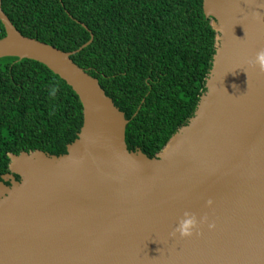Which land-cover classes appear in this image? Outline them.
<instances>
[{
    "label": "water",
    "instance_id": "95a60500",
    "mask_svg": "<svg viewBox=\"0 0 264 264\" xmlns=\"http://www.w3.org/2000/svg\"><path fill=\"white\" fill-rule=\"evenodd\" d=\"M202 9L215 31L205 91L148 157L127 149L123 112L70 58L91 39L66 52L24 36L0 0V58L42 63L82 106L64 154H8L0 264H264V73L248 63L264 49V0H202ZM185 212L198 225L173 236Z\"/></svg>",
    "mask_w": 264,
    "mask_h": 264
},
{
    "label": "trees",
    "instance_id": "16d2710c",
    "mask_svg": "<svg viewBox=\"0 0 264 264\" xmlns=\"http://www.w3.org/2000/svg\"><path fill=\"white\" fill-rule=\"evenodd\" d=\"M1 8L22 35L63 51L91 39L70 58L123 112L129 151L153 157L205 91L215 31L202 0H1ZM81 125L78 96L57 74L32 59L0 58V180L9 153L64 154Z\"/></svg>",
    "mask_w": 264,
    "mask_h": 264
},
{
    "label": "clouds",
    "instance_id": "9594fccd",
    "mask_svg": "<svg viewBox=\"0 0 264 264\" xmlns=\"http://www.w3.org/2000/svg\"><path fill=\"white\" fill-rule=\"evenodd\" d=\"M248 63L253 67H258L261 73H264V49H261L257 52L254 59L249 60ZM235 87V85H233ZM209 204L212 203L211 200L208 201ZM184 216L189 217L187 219H181L178 227L172 232V235L175 236L176 233H179L181 237H189L193 235L194 228L197 227L198 221L193 213L185 212ZM206 219V218H205ZM210 227H215L214 224Z\"/></svg>",
    "mask_w": 264,
    "mask_h": 264
},
{
    "label": "bare ground",
    "instance_id": "6f19581e",
    "mask_svg": "<svg viewBox=\"0 0 264 264\" xmlns=\"http://www.w3.org/2000/svg\"><path fill=\"white\" fill-rule=\"evenodd\" d=\"M25 162L26 161H24V159H21L20 161L16 162L15 165H16V167H21L22 168L24 166Z\"/></svg>",
    "mask_w": 264,
    "mask_h": 264
}]
</instances>
